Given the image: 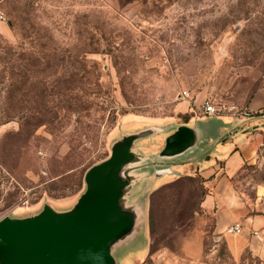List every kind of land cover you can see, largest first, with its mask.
Returning <instances> with one entry per match:
<instances>
[{
	"label": "rangeland",
	"instance_id": "1",
	"mask_svg": "<svg viewBox=\"0 0 264 264\" xmlns=\"http://www.w3.org/2000/svg\"><path fill=\"white\" fill-rule=\"evenodd\" d=\"M0 10L13 31L0 41V216L68 210L122 132L188 121L207 100L241 116L264 86V0H0ZM216 178L193 171L151 190L149 232L140 215L132 242L113 238L114 264H264L248 247L236 258L216 232L203 206ZM258 183L264 140L236 182L264 214Z\"/></svg>",
	"mask_w": 264,
	"mask_h": 264
},
{
	"label": "water",
	"instance_id": "2",
	"mask_svg": "<svg viewBox=\"0 0 264 264\" xmlns=\"http://www.w3.org/2000/svg\"><path fill=\"white\" fill-rule=\"evenodd\" d=\"M170 127L122 132L110 155L86 171V189L72 208L58 210L46 203L34 214L0 217V264H114L110 241L127 233L132 242L138 218L145 217L146 200L137 182L154 171L160 157L174 154L188 127L169 135L158 155L147 157L137 141ZM123 163L125 170L120 169Z\"/></svg>",
	"mask_w": 264,
	"mask_h": 264
},
{
	"label": "crops",
	"instance_id": "3",
	"mask_svg": "<svg viewBox=\"0 0 264 264\" xmlns=\"http://www.w3.org/2000/svg\"><path fill=\"white\" fill-rule=\"evenodd\" d=\"M0 32L6 37L13 35L10 25L3 20L0 21ZM188 107L186 100L178 103L182 111L188 110ZM247 107L250 114L246 116L208 115L204 110L203 114L194 111L190 120L170 123L168 130L157 133L162 135L160 146L154 144L152 147L147 143L153 134L137 141V147L144 155H158L169 135L177 132L180 126L188 127L183 130L180 136L182 141L174 154L160 157L154 171L137 180L136 186L140 184L139 190L146 200L144 211L148 219V232L151 190L173 175L197 171L208 178L216 173L213 189L203 199V206L216 214V232L226 236L236 258L247 247L264 256V244L259 237L251 235L253 231H260L264 227V214L253 213L248 194L236 187L239 173L247 164L257 160L264 140V86L252 93ZM254 196L264 198L263 183L254 185ZM128 197L136 200L130 195ZM235 221H243L244 229L238 233L227 231L228 226Z\"/></svg>",
	"mask_w": 264,
	"mask_h": 264
},
{
	"label": "built area",
	"instance_id": "4",
	"mask_svg": "<svg viewBox=\"0 0 264 264\" xmlns=\"http://www.w3.org/2000/svg\"><path fill=\"white\" fill-rule=\"evenodd\" d=\"M0 17H1V18H4V17H5V16H4V12H3L2 10H0ZM188 94H189V93L186 92V93L184 94V96H186V95H188ZM225 109L228 110V111H232V110L237 111L235 105L225 106ZM204 111H205V113L208 114V115H218L219 113H221V112L217 109L215 103H214L212 100H207V101H206V103L204 104ZM239 112H240V115H241V116H246V115H249V114H250V112H249L248 110H242V111H239ZM235 115H237V114H235ZM4 215H5V214H4ZM2 216H3V215H1L0 217H2ZM243 229H244V223H243V221H235V222L231 223V224L228 226V228H227V230H228L229 232H232V233H238V232H241ZM254 233H255L257 236H260V235H261L260 232L257 231V230H255Z\"/></svg>",
	"mask_w": 264,
	"mask_h": 264
},
{
	"label": "trees",
	"instance_id": "5",
	"mask_svg": "<svg viewBox=\"0 0 264 264\" xmlns=\"http://www.w3.org/2000/svg\"><path fill=\"white\" fill-rule=\"evenodd\" d=\"M118 1H119L120 5L124 6V5L130 3V2H132V1H134V0H118ZM9 23L13 26V24H14V17H13V16H11V17L9 18ZM0 41H1V42L6 41V39L3 37V35H2L1 32H0ZM9 47H11V45H9ZM9 47H8V48H9Z\"/></svg>",
	"mask_w": 264,
	"mask_h": 264
}]
</instances>
